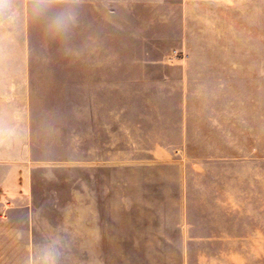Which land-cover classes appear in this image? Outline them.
I'll return each instance as SVG.
<instances>
[{
    "label": "rangeland",
    "instance_id": "374dc122",
    "mask_svg": "<svg viewBox=\"0 0 264 264\" xmlns=\"http://www.w3.org/2000/svg\"><path fill=\"white\" fill-rule=\"evenodd\" d=\"M32 4L0 83V264L52 234L61 264H264V0L49 4L75 16L56 37Z\"/></svg>",
    "mask_w": 264,
    "mask_h": 264
},
{
    "label": "clouds",
    "instance_id": "9594fccd",
    "mask_svg": "<svg viewBox=\"0 0 264 264\" xmlns=\"http://www.w3.org/2000/svg\"><path fill=\"white\" fill-rule=\"evenodd\" d=\"M11 0H0V22L11 20ZM32 14L43 19L47 31L54 37L68 32L75 21L70 9L58 10L49 14V0H33ZM64 240L57 234L45 238L30 255L27 264H61Z\"/></svg>",
    "mask_w": 264,
    "mask_h": 264
},
{
    "label": "crops",
    "instance_id": "0c3cea01",
    "mask_svg": "<svg viewBox=\"0 0 264 264\" xmlns=\"http://www.w3.org/2000/svg\"><path fill=\"white\" fill-rule=\"evenodd\" d=\"M106 0H49V4H67L72 6H84L90 4H101ZM28 2H33V0H18L17 2H11V20L0 22V83L11 82L9 78L10 74L8 70L12 66V60L18 59L22 60V64H14L18 68H26L25 59L22 57L13 58L11 57V43L20 45L18 52L23 51L25 53V44L28 43V34L30 29L29 18L26 13V4ZM22 31L23 38L19 39ZM18 32V33H17ZM25 36V38H24ZM22 47V49H21ZM27 52V51H26ZM15 62V61H14Z\"/></svg>",
    "mask_w": 264,
    "mask_h": 264
}]
</instances>
